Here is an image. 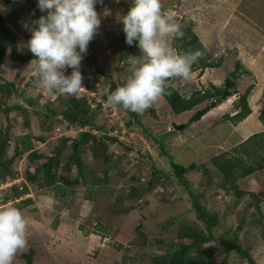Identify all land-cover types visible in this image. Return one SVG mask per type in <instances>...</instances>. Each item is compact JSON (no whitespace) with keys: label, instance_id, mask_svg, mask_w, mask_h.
<instances>
[{"label":"rangeland","instance_id":"1","mask_svg":"<svg viewBox=\"0 0 264 264\" xmlns=\"http://www.w3.org/2000/svg\"><path fill=\"white\" fill-rule=\"evenodd\" d=\"M9 1L0 0V5L3 6L0 8V16L14 31L19 50L23 54L31 53L26 47L28 41L23 39V34L26 30L25 24H29L32 17V9L25 7V0ZM162 5L164 10L171 9L174 12L175 22L179 24L183 34L189 29L200 39V44L209 56L207 63L212 64L221 53L225 54L221 68H203L198 62L188 83L196 87L199 82L206 89L213 84L222 86L226 78L236 71L237 63H240L242 69L238 73L241 76L237 80L235 94L222 102L225 109L219 106L220 110L212 111L200 122L192 124L191 133H188L190 130L187 129L185 136L176 130L166 134V128L173 129L172 126L176 124L187 128L191 114L174 115L163 97L139 114L142 124L135 123L130 127L126 125L123 119L125 117L128 120L129 117L124 110L120 107L112 108L106 103L105 92L110 87L107 84L110 81L106 83L107 80H104L103 76L101 79L99 73L104 71V76H112L117 84L124 85L131 75L132 65L135 64L132 57L142 55L138 43L134 42L132 46L126 43L120 22L122 15L127 14L131 0H103L102 3L97 0L95 9L101 24L89 43L88 51L83 54L81 73L84 77V89L78 96L85 95L83 97L87 98L91 90L97 93L94 98L88 97L94 106L91 107L93 112L97 106H101V111H98L102 112L100 116L104 122L96 121V124L105 126L108 133L113 132L108 136L117 137L122 142L119 141L117 145L110 143L108 152L111 154V165L106 169L95 164L92 153L87 156L91 175L98 179H107L105 182L93 185L92 178H89L86 185L68 187L60 184L54 187L55 191L53 187L49 188V191L55 192V197H46V192L38 188L39 185H44V180L39 181L38 185L28 183L29 196H25L21 201L32 202L20 207L28 223L27 244L16 253L13 264H29L28 260H31L30 264H145L150 262V257L147 260L145 257L142 261L143 252L137 248L141 243L137 227L146 236L153 255H164L166 244L177 242L175 234L178 229L184 225L195 228L200 226L197 222L202 223L196 221L190 202L184 198L187 189L173 174L172 163L184 167L195 165L196 168L186 174L185 179L193 189H204L200 197L201 203L208 211L218 214L222 220L221 228L214 230L216 236L225 234L230 239L228 242L237 237L244 250L253 248L252 256L256 263L264 264V201L261 204V214L254 207L255 201L250 196L251 193L258 195L264 191V166L238 182L244 195L240 205L234 208L237 196L232 189L220 187L223 178L210 163V160L216 157L213 156L214 141L220 142L222 137L225 139L222 135L228 122L222 123L223 116L232 108L230 104L234 107L239 97L245 94L251 85H254L249 98L252 111L255 110L254 103L260 102L264 96V0H162ZM11 13H17L21 19L11 23ZM28 34L31 38V33ZM176 38L174 35L169 36L168 44L179 52L181 43ZM190 39L191 37L188 38ZM134 47L138 51L136 56L130 55L131 51L134 52ZM29 65L30 63L11 62L8 54L2 73L23 88L32 73L38 74L36 66L29 68ZM244 70L250 71L252 75L244 73ZM64 71L66 75H70L72 69L67 68ZM170 79L167 84L175 85L178 81L177 78ZM27 96L32 101H38L39 106L30 111L26 123L22 117L18 118L20 124L16 125L13 135H30L31 141L37 143L40 118L35 114L36 111L46 115L49 113L46 105L58 107L63 106V102L59 96L48 94L35 85L28 89ZM98 101H102L103 105ZM12 102H26L30 106L21 98H15ZM151 108L154 114L149 113ZM97 116L95 119L100 117ZM255 119L256 117H253L248 121L249 126L245 131L250 127L254 128V131L257 130L259 122ZM64 120L61 116L53 120L54 128L60 131L47 134L45 142L37 146L39 151L50 155L59 139L69 137L73 140L81 128L85 129L82 125H71L69 120ZM2 124L0 120V126ZM122 129L126 132L123 133ZM145 130L148 133L144 132ZM225 132L228 133L227 130ZM95 137L99 139L101 133H96ZM69 143L68 146H72V141ZM230 148V144L225 146L227 151ZM9 152H13L12 147ZM261 154L264 157V152ZM60 159L66 163L67 153L61 155ZM117 162L118 166H115ZM27 165L25 158L15 164L17 180L20 181L15 182L18 187H23L26 183L24 170ZM202 166L208 170L202 169ZM154 170L163 171L168 175L159 176L163 184H152L140 198H133L131 195L135 189L141 190L150 183ZM75 173L76 171H73L66 176L72 181ZM210 181L212 184L207 187ZM3 187L6 186H0V204L10 203V199H5L11 194V188ZM178 217H181V220L173 224V219ZM164 228L167 230L164 231ZM158 240L164 242L158 244ZM214 247L220 249L217 245ZM231 254L226 258L219 250L211 262L221 264L223 261L225 264L229 259L228 264H247L245 258Z\"/></svg>","mask_w":264,"mask_h":264},{"label":"trees","instance_id":"2","mask_svg":"<svg viewBox=\"0 0 264 264\" xmlns=\"http://www.w3.org/2000/svg\"><path fill=\"white\" fill-rule=\"evenodd\" d=\"M13 1L14 0H10L9 2ZM37 4L38 0H25V7L29 6L32 9V13L35 12V15H32L30 19L29 25L33 20H38L42 15H46V13H42L39 10ZM11 15L10 22L13 24L21 19L17 13H11ZM12 17L14 19H12ZM29 32L30 31L26 28L25 34H23L26 41L30 38L28 34ZM189 37H191L190 40H188ZM3 40L4 42H2ZM176 40L181 43L179 46V52L200 50L204 53L203 58L198 61L202 64L203 68H221L223 66L222 63L225 54L217 59L216 62L212 64L207 63L209 56L206 55V49L200 44V39L193 35L189 29H186V34L184 31L183 36L177 37ZM136 43H138V41ZM8 54L9 60L14 63L27 64L35 59L32 53L23 54L19 50V42L16 39L14 31L11 30L7 21L0 16V120L3 123L2 126H0V185L11 183L18 178L15 164H17L21 158H25L28 164V167L24 170L26 183L23 185L22 189L14 184L15 186L11 188V194L8 195L5 200H11L13 197L14 199L22 197L28 192V183L31 185H38L41 180H44L45 183L44 185H39L38 188H43L44 190L47 189V192L52 193L53 190L49 191V188L53 189L60 184L68 185V187H73L74 185L79 184L86 185L88 184L89 178H92L91 183L93 185L105 182L107 179H98L91 175L87 156L89 153H92L95 164L101 165L106 169L111 165V154L108 152L110 149L109 145L110 143L117 145L120 140L117 139V137L108 136L109 131H107L106 127L96 124V121L104 122L100 116L102 113L100 112L101 106H97L96 111L93 112L91 110V104H89L87 99L83 96L57 95L59 96V99L62 100L63 106L57 107L46 105L49 111L46 115H42L36 111L35 114L40 118V135L37 136V143L31 141L30 135L14 137L13 130L17 124H20L18 118L22 117L25 120L24 123H26L29 120L28 114L30 111L36 110L35 107L39 106L38 101H32V99L30 100L27 96L28 89L32 88L33 85H36L38 76L30 77L25 82L23 88H20V86H18L13 80L10 81L2 73ZM131 54L132 51L130 52V55ZM93 58L95 59L93 60L94 63H96V58L94 56ZM196 66L197 63L192 66L193 71L196 70ZM241 69L240 63H237L236 71L226 78L224 85L217 87L213 84L208 89L204 88L206 91L203 90L194 93L190 99L183 98L179 91L173 86H167L166 94L162 97L174 115L188 114L189 116L191 114L187 123V126L189 127L191 124L200 121L209 111L216 108L219 104H222L223 101L235 94V90L238 86L237 80L241 76L238 71ZM100 72L106 74L104 71ZM244 73L252 75V73L247 70H244ZM105 79L107 82L110 81L107 83L110 86L107 90L114 91L116 87L119 86L112 76L107 75L105 76ZM253 89L254 85H251L246 90L245 94L239 97L238 103L234 105V111H236V114L233 116L230 114L224 115L223 121H230L236 125L252 114L249 98ZM15 98H21L22 100L27 101L30 106H28L26 102H23L22 104L19 102L13 103L12 101ZM105 99L107 100L106 92ZM209 101L211 102L209 103ZM124 112L129 117L128 120L125 119V117L123 119L126 125L130 127L135 123L142 124V117L139 116L138 113L126 110H124ZM150 112L152 114L155 113L153 108L150 109L149 113ZM97 114L100 117L95 119ZM59 116L65 120H69L71 125H82L84 127L95 129L101 133V137L97 139L90 133L82 132L76 140H72V146H68L70 145L69 142L71 139L69 137H63L58 140L59 143H57L50 151L51 154L46 155L39 151L37 146L38 144L45 142V136L47 134H54L57 132V128H54L55 125L53 124V120L59 118ZM259 120L264 124V109L259 115ZM144 132L148 133L146 130ZM12 140L14 141V144H12ZM129 146L130 145H128V147ZM11 147L13 152L10 154L9 151ZM161 148L163 149L164 147L161 146ZM262 152H264V132L252 135L244 143L232 147L228 151L213 157L210 160L211 165L215 167L223 178L220 187L224 189H232L237 196L238 200L233 205L234 208L240 205V200L244 195L238 182L241 179L258 172L260 168H263L264 157L261 154ZM65 153H67V159L66 163H63L60 156ZM115 166H118V162ZM195 168L194 164L189 167H184L172 163L173 174L178 177L179 182L187 189V194L184 198L190 202L191 211L195 212L196 221L202 223L200 224L197 222V224L200 225L199 227L188 228L184 225L178 229L175 234V237L178 239L177 242L166 244V253L164 255L155 256L151 252L152 247L148 244L149 242L146 236L141 233L140 228L137 227L136 231L141 239V243L137 245V248L143 252L144 257H142V261L145 260V257L146 260L150 257V259H148L150 262L145 264H212V257L220 250L225 254L226 258H228L229 255H232L231 253H234L238 258L239 255L245 258L247 264H258L252 256L253 248L244 250L237 237L228 242L230 239L225 234L216 236L214 230L216 228L219 229V227L221 228L222 220L219 218L218 214L208 211L201 203L200 197L203 195L204 189L200 191L193 189L190 186V183L185 179V175L192 172ZM202 169L208 170L205 166H202ZM73 171H76V173L75 177L73 179L71 178V181L66 174L70 175ZM162 175H165L166 177L168 176L163 171L154 170L150 183L141 190L135 189L131 196L133 198H140V196L144 194L152 184L158 186L162 185L163 183L159 178V176L162 177ZM211 184L212 181L207 184V187H210ZM250 196L255 201L254 207L262 214L261 204L264 201V191L258 195L251 193ZM31 202V200L26 202L20 201L15 203V205L17 208L21 209L20 207L30 204ZM180 220L181 217H178L173 219L172 223L175 224ZM165 230L167 229L164 228V231ZM236 232L237 230L235 233ZM262 238L264 240V231ZM157 242L158 244H162L164 241L158 240ZM214 245L219 246L218 248L220 249L218 250ZM139 261H141V259H139ZM28 263L30 264L31 260H28ZM228 263H230L229 259ZM221 264H224V262L222 261Z\"/></svg>","mask_w":264,"mask_h":264},{"label":"clouds","instance_id":"3","mask_svg":"<svg viewBox=\"0 0 264 264\" xmlns=\"http://www.w3.org/2000/svg\"><path fill=\"white\" fill-rule=\"evenodd\" d=\"M96 2L97 0H38L37 7L46 15L33 20L30 25L25 24L31 33L26 47L35 57L30 62L29 68L32 65L36 66L35 70L38 74L32 73L31 77L38 76L35 85L37 88L51 95H78L84 89L82 87L84 77L81 73L83 54L88 51L89 43L101 24L95 9ZM100 2L102 3L103 0ZM2 7L0 5V8ZM32 15H35V12ZM174 16L171 9L164 10L162 0H131V6L127 14L122 15L120 22L123 25L126 43L132 46L138 41L137 46L142 55L139 58L132 57L135 64L132 65L131 75L124 85L117 86L114 91L106 89V103L110 107H120L140 114L166 94L168 85L178 90L185 99H190L199 91H206L203 84L200 85L199 82L196 83V87L188 83L193 74L192 66L203 58L204 53L200 50L178 52L168 44L169 36H183ZM133 50L132 56L138 53L135 47ZM222 55L224 53H221L218 59ZM67 68L72 69L70 75L65 74L64 70ZM99 74L101 79L103 76L106 80L102 73ZM170 78H177V83L167 84ZM183 79L187 81L184 86H182ZM180 80L183 81L180 82ZM89 92L88 94L92 97L97 95L93 90ZM87 101L94 107L90 99ZM98 102L103 105L102 101ZM234 112L235 115L236 111ZM177 126L184 127V125H173L171 132H168L166 128V134L173 133L175 130L181 131L176 129ZM88 128H81L77 136L82 132L93 136L98 134L97 130L92 132L93 130ZM59 131L57 129V133ZM110 134L113 132L108 135ZM77 136L73 140H76ZM17 181L19 180L0 186L12 188ZM27 186L30 190L28 184ZM41 190L46 192V197L49 195L55 197L54 192L52 194L47 192V189L41 188ZM25 196L27 198L29 192L20 197V200L11 199L10 203L0 204V264H13L16 253L27 244V220L22 211L12 205L13 202L18 203L23 200Z\"/></svg>","mask_w":264,"mask_h":264},{"label":"crops","instance_id":"4","mask_svg":"<svg viewBox=\"0 0 264 264\" xmlns=\"http://www.w3.org/2000/svg\"><path fill=\"white\" fill-rule=\"evenodd\" d=\"M23 39L25 40V38H23ZM137 54H133V56H136ZM139 57H141L140 54L136 58H139ZM219 106H223L222 109H225L224 105L220 104ZM219 106H217L215 109H212L211 111H209L205 116H207L212 111L220 110V109H218ZM230 107H232V108L229 109L226 112V114L227 113H230L233 116L234 113H235L234 112V109H233V104H232V106L230 104ZM254 109L257 110V111L253 110L252 111V114L247 119H245L244 121L240 122L239 124L234 125V124H232L229 121H224L222 123V124H224V123H227L228 122V126H225L224 127L225 128L224 129V132H223L224 134L222 135V136L225 137V139L223 140V137H222V140L220 142H216V141L213 140L214 141V145H213L214 146L213 156H218V155L226 152L227 150L225 149V146L227 144H230L231 146H236V145L242 143L243 141H245L246 139H248L249 137H251L252 135L257 134V133L264 132V124L261 122V120H259V115L262 112V110L264 109V96H263V98H262V100L260 102H258V103L255 102L254 103ZM259 110H260V113H259ZM253 117H256L255 120H257L259 122V126L257 127V130L254 131V128L250 127L248 129H246V131H245V128L247 126H249L248 121L249 120H252ZM198 122H200V121H198ZM219 125L220 124H218V126ZM190 126L187 127V128H184L182 131H179L181 133V135H184L185 136L187 129L190 130L188 133H191V130L192 129H190V128H192V127H190ZM251 126H253V125H251ZM225 130H227L228 133H226ZM231 141H233V142H231ZM224 144H226V145H224ZM215 147H216V150H215Z\"/></svg>","mask_w":264,"mask_h":264},{"label":"built area","instance_id":"5","mask_svg":"<svg viewBox=\"0 0 264 264\" xmlns=\"http://www.w3.org/2000/svg\"><path fill=\"white\" fill-rule=\"evenodd\" d=\"M187 84V81H185V82H183L182 83V86H184V85H186ZM201 88H199V90H200ZM91 95H89L88 97H90ZM89 99V98H88ZM91 101V100H90ZM173 129H171V127H167V131L168 132H171Z\"/></svg>","mask_w":264,"mask_h":264},{"label":"water","instance_id":"6","mask_svg":"<svg viewBox=\"0 0 264 264\" xmlns=\"http://www.w3.org/2000/svg\"><path fill=\"white\" fill-rule=\"evenodd\" d=\"M184 127L183 126H177L176 129L177 130H182ZM242 228V227H241Z\"/></svg>","mask_w":264,"mask_h":264}]
</instances>
